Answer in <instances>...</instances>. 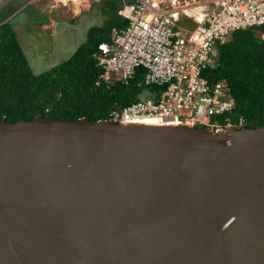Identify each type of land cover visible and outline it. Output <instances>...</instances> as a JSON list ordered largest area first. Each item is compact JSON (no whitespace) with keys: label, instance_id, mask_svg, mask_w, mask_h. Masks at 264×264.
<instances>
[{"label":"water","instance_id":"obj_1","mask_svg":"<svg viewBox=\"0 0 264 264\" xmlns=\"http://www.w3.org/2000/svg\"><path fill=\"white\" fill-rule=\"evenodd\" d=\"M0 264H264V126L0 120Z\"/></svg>","mask_w":264,"mask_h":264},{"label":"built area","instance_id":"obj_2","mask_svg":"<svg viewBox=\"0 0 264 264\" xmlns=\"http://www.w3.org/2000/svg\"><path fill=\"white\" fill-rule=\"evenodd\" d=\"M76 1L51 0V8ZM120 1L117 15L125 24L97 46L95 86H128L138 79L143 91L137 101L112 108L108 120L243 129L246 120L233 117L234 99L222 81H211L209 71L233 32L264 30V0Z\"/></svg>","mask_w":264,"mask_h":264},{"label":"trees","instance_id":"obj_3","mask_svg":"<svg viewBox=\"0 0 264 264\" xmlns=\"http://www.w3.org/2000/svg\"><path fill=\"white\" fill-rule=\"evenodd\" d=\"M121 4L107 0L108 24L90 29L86 42L67 61L41 74H34L12 25L0 15V120L17 123L40 116L96 123L108 120L112 108L137 101L143 91L138 79L128 86H95L99 72L93 55L98 44L109 39L112 28L124 26L117 15ZM260 32L264 30L233 32L218 48L217 66L209 71L211 81L225 84L235 101L234 119L241 116L247 122L244 129L264 126V39Z\"/></svg>","mask_w":264,"mask_h":264},{"label":"crops","instance_id":"obj_4","mask_svg":"<svg viewBox=\"0 0 264 264\" xmlns=\"http://www.w3.org/2000/svg\"><path fill=\"white\" fill-rule=\"evenodd\" d=\"M87 4L83 10L79 0L52 9L51 0H24L0 11L1 18H6L5 22L12 25L34 74L67 61L86 42L89 30L102 25L94 16L88 15L91 11ZM30 8L34 15L27 13Z\"/></svg>","mask_w":264,"mask_h":264},{"label":"rangeland","instance_id":"obj_5","mask_svg":"<svg viewBox=\"0 0 264 264\" xmlns=\"http://www.w3.org/2000/svg\"><path fill=\"white\" fill-rule=\"evenodd\" d=\"M106 4H107V0H98V1H91V2H89L90 11L91 12L88 15H90V17L91 16H94L99 23L102 22V25H99L98 24V25H96L97 27L106 26L108 24V22H109L110 17H111V11L108 9V7H107ZM12 7H14V6H12ZM9 9H11V7L8 8V10ZM80 9L83 10L85 8L84 7H81ZM31 11H32V8H30L27 11V13H29L30 15H34L33 12H31Z\"/></svg>","mask_w":264,"mask_h":264},{"label":"bare ground","instance_id":"obj_6","mask_svg":"<svg viewBox=\"0 0 264 264\" xmlns=\"http://www.w3.org/2000/svg\"><path fill=\"white\" fill-rule=\"evenodd\" d=\"M87 2H88V0H79V3H80V5L82 6V7H88V4H87ZM89 3V2H88ZM82 4H84V5H82Z\"/></svg>","mask_w":264,"mask_h":264}]
</instances>
